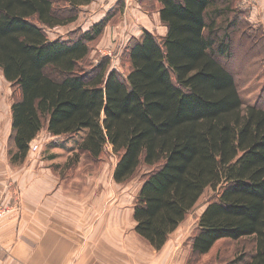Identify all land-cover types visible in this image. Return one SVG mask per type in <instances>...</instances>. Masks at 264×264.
Returning <instances> with one entry per match:
<instances>
[{"label": "trees", "instance_id": "obj_1", "mask_svg": "<svg viewBox=\"0 0 264 264\" xmlns=\"http://www.w3.org/2000/svg\"><path fill=\"white\" fill-rule=\"evenodd\" d=\"M61 1L62 12L54 0H0V73L17 92L10 163L25 162L42 130L85 132L73 166L79 155L98 162L111 147L114 183L143 170L132 218L135 234L154 250L212 189L216 198L199 217L185 264L220 240L244 239L252 251L230 264H264V109L243 106L220 63L231 55L227 36L217 34L248 30L237 0H153L166 34L159 42L143 32L130 45L125 78L108 60L87 67L104 21L73 40H48L46 30L74 23L93 2Z\"/></svg>", "mask_w": 264, "mask_h": 264}, {"label": "rangeland", "instance_id": "obj_2", "mask_svg": "<svg viewBox=\"0 0 264 264\" xmlns=\"http://www.w3.org/2000/svg\"><path fill=\"white\" fill-rule=\"evenodd\" d=\"M54 2L56 11L62 12L66 9L61 0ZM236 7L248 30L244 31L242 27L218 30V36H227L231 54L227 59H220V63L233 74L243 106L264 109V0H237ZM158 8L153 0H93L90 5L79 8L78 19L74 23L46 30V35L49 41H70L104 21L101 35L90 44L87 67L108 60L109 70L125 78L129 72L127 49L130 45L139 39L143 32L152 34L159 42L166 34L158 19ZM259 35L262 38H259ZM16 95L17 92L0 73V164L4 166V163L8 162L12 167L18 168L10 163L8 156L11 135L10 108ZM84 136L85 132H79L68 137H52L46 130H42L31 144L36 145L37 149L34 152L29 151L26 161L37 165L36 172L40 174L37 178H46L51 183L46 189L49 195L56 193V182H61L63 214L71 213L73 217L78 216L83 221L91 215L90 213L102 209L110 210L111 213L115 209L122 210L124 214H121L120 224L124 227L125 235L130 236L135 233L132 212L142 186L143 170L125 184L114 183L112 173L117 158L112 154L111 147H106L105 154L98 162L79 155L78 162L73 166L71 160L74 159ZM216 195L212 189L204 191L187 219L171 234L161 252L154 250L135 234L133 238L136 242L141 241L143 244L142 250L135 255L137 262L147 264L145 260L151 258L155 264H165L171 257L175 259L174 264H180L182 260L186 262L190 256L187 243L197 231L202 212ZM77 212L78 214H75ZM114 218L113 216L110 221ZM118 220L117 217L116 221ZM122 246H129L130 250L133 247L127 242ZM126 250V255L132 257L131 252ZM132 251L134 252V249ZM250 251L252 243L247 239L237 242L220 240L208 254L195 259L193 264H230L238 255Z\"/></svg>", "mask_w": 264, "mask_h": 264}, {"label": "crops", "instance_id": "obj_3", "mask_svg": "<svg viewBox=\"0 0 264 264\" xmlns=\"http://www.w3.org/2000/svg\"><path fill=\"white\" fill-rule=\"evenodd\" d=\"M26 160L18 168L8 162L0 164V199L10 209L0 226V254L7 256L0 264H139L135 255L143 244L133 238L135 233L125 235L122 210L102 209L83 221L63 214L61 182H56V193L49 195L46 189L51 183L37 178V165ZM126 242L134 252L122 246ZM147 259V264H155ZM174 263L171 257L165 264Z\"/></svg>", "mask_w": 264, "mask_h": 264}, {"label": "built area", "instance_id": "obj_4", "mask_svg": "<svg viewBox=\"0 0 264 264\" xmlns=\"http://www.w3.org/2000/svg\"><path fill=\"white\" fill-rule=\"evenodd\" d=\"M36 149H37L36 145L30 146V151L34 152ZM9 213H10V209L6 208L0 199V226ZM6 258L7 256H5L4 254H0V261L5 260Z\"/></svg>", "mask_w": 264, "mask_h": 264}]
</instances>
